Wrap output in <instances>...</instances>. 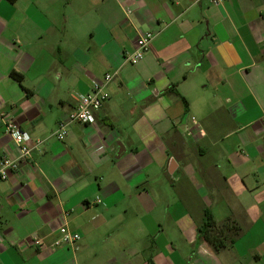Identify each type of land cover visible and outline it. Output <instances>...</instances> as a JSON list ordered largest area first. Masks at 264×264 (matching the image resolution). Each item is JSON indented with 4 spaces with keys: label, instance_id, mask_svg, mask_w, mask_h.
Returning <instances> with one entry per match:
<instances>
[{
    "label": "crops",
    "instance_id": "1",
    "mask_svg": "<svg viewBox=\"0 0 264 264\" xmlns=\"http://www.w3.org/2000/svg\"><path fill=\"white\" fill-rule=\"evenodd\" d=\"M105 74L93 122L56 140ZM2 117L34 148L0 179V264H264V0H0V159L17 158ZM205 210L232 243L197 234ZM62 225L79 240L51 251Z\"/></svg>",
    "mask_w": 264,
    "mask_h": 264
},
{
    "label": "built area",
    "instance_id": "2",
    "mask_svg": "<svg viewBox=\"0 0 264 264\" xmlns=\"http://www.w3.org/2000/svg\"><path fill=\"white\" fill-rule=\"evenodd\" d=\"M224 0H209L212 4L221 3ZM124 13L129 15L131 10L124 8ZM154 34L152 32H145L136 41L135 51L127 56L126 61L129 64H136L142 60L148 53L150 44L153 40ZM112 80L111 74H105L102 81L94 82L90 91L82 95L76 102L75 107L67 115L65 121L59 124L58 130L54 133V137L58 141H63L67 136V126L69 124H90L93 122L94 114L102 107V105L108 100L109 95L105 91L107 84ZM2 124L4 133L9 135L18 149L17 158H10L7 155H3L0 159V179L5 180L8 177L10 171L19 170V161L25 162L34 148L29 141L26 140L22 132H20L18 126L14 124L10 119L2 117ZM192 124L196 125V122L192 120ZM201 133V131H199ZM56 237L49 244L51 251L57 249L74 248L76 242L79 240V235L71 231L67 226L62 225L57 229ZM33 246H42L43 242L40 239H31L28 241Z\"/></svg>",
    "mask_w": 264,
    "mask_h": 264
},
{
    "label": "trees",
    "instance_id": "3",
    "mask_svg": "<svg viewBox=\"0 0 264 264\" xmlns=\"http://www.w3.org/2000/svg\"><path fill=\"white\" fill-rule=\"evenodd\" d=\"M11 77L17 82L20 83L22 81L21 75L12 72ZM183 100V98H182ZM184 102V100H183ZM185 103V102H184ZM228 231L227 232H225ZM227 233L228 242L232 243L235 237L239 235V228L231 222L229 219L224 221L221 224H217L211 213L208 210H205L203 212V220L202 224L197 229V234L204 239L206 242H208L210 245H212L216 250L224 247L225 243H222L219 239V235L221 233Z\"/></svg>",
    "mask_w": 264,
    "mask_h": 264
}]
</instances>
